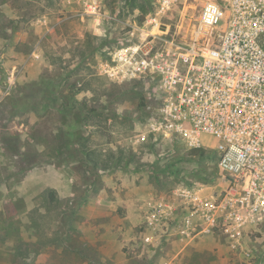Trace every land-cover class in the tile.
<instances>
[{
	"label": "rangeland",
	"instance_id": "rangeland-1",
	"mask_svg": "<svg viewBox=\"0 0 264 264\" xmlns=\"http://www.w3.org/2000/svg\"><path fill=\"white\" fill-rule=\"evenodd\" d=\"M206 1L0 0V264H264V224L247 257L175 198L221 192L217 158L148 133L145 80L122 58L143 29L188 31ZM143 178L165 195L162 242L120 199ZM185 222L200 231L189 245Z\"/></svg>",
	"mask_w": 264,
	"mask_h": 264
},
{
	"label": "built area",
	"instance_id": "built-area-1",
	"mask_svg": "<svg viewBox=\"0 0 264 264\" xmlns=\"http://www.w3.org/2000/svg\"><path fill=\"white\" fill-rule=\"evenodd\" d=\"M122 58L126 75L145 80L148 133L217 154L225 188L185 185L175 198L196 228L244 251L264 224V0H208L188 31L143 29Z\"/></svg>",
	"mask_w": 264,
	"mask_h": 264
},
{
	"label": "crops",
	"instance_id": "crops-1",
	"mask_svg": "<svg viewBox=\"0 0 264 264\" xmlns=\"http://www.w3.org/2000/svg\"><path fill=\"white\" fill-rule=\"evenodd\" d=\"M149 181L150 180L148 178H143L139 183L140 187L138 188V192L135 188L136 185L133 182V186L129 185L128 192L126 194H123L120 199L126 202L124 207L128 209L127 212L130 213L133 209L136 210V207H138L141 209L140 212L144 211L146 213L145 217H143L144 229H146L147 231L145 239L149 242H162L164 240L163 237H166L167 232L164 229L168 227L167 223L163 221V218L168 217L169 213L166 207H164L165 205H167L163 202L165 201V195H163L162 193L159 194L155 190H153V188L151 187L156 185V183L152 180L149 183ZM137 202L139 204H137ZM150 210L151 214L149 215ZM186 210L187 209L182 210L181 214H188L189 212ZM184 211H186L187 213ZM172 213L173 211L170 212V215ZM147 216L149 217L148 219H150V223L147 222ZM187 216L188 215L184 217V221ZM156 219H158V221ZM187 222L180 226L179 233L177 232L179 235L176 236V239L178 238L181 242L187 243L189 245L196 237H199L200 231H196V229L193 226H189ZM173 238L175 239V237Z\"/></svg>",
	"mask_w": 264,
	"mask_h": 264
},
{
	"label": "trees",
	"instance_id": "trees-1",
	"mask_svg": "<svg viewBox=\"0 0 264 264\" xmlns=\"http://www.w3.org/2000/svg\"><path fill=\"white\" fill-rule=\"evenodd\" d=\"M144 18H145L144 16L141 17V22H143ZM191 151L194 154H198L199 153L200 155L204 156L205 155V152H206V149L201 148V147H193V148H191ZM212 151L214 152V154H215V156L217 158L216 152L214 150H212ZM217 164H218V162H217Z\"/></svg>",
	"mask_w": 264,
	"mask_h": 264
}]
</instances>
